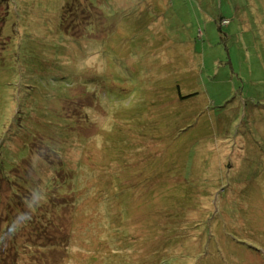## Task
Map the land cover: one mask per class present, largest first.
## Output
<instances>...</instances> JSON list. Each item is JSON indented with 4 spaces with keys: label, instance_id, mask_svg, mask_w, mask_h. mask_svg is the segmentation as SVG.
Here are the masks:
<instances>
[{
    "label": "rangeland",
    "instance_id": "1",
    "mask_svg": "<svg viewBox=\"0 0 264 264\" xmlns=\"http://www.w3.org/2000/svg\"><path fill=\"white\" fill-rule=\"evenodd\" d=\"M0 3V177L49 195L44 264H264V0Z\"/></svg>",
    "mask_w": 264,
    "mask_h": 264
},
{
    "label": "trees",
    "instance_id": "2",
    "mask_svg": "<svg viewBox=\"0 0 264 264\" xmlns=\"http://www.w3.org/2000/svg\"><path fill=\"white\" fill-rule=\"evenodd\" d=\"M4 12L6 13L7 11L5 10ZM4 16L5 14L3 13V15L0 17V43L2 41H5V39L2 38V31L4 28V25L2 26V23L5 22ZM83 18L84 17L81 18V15H80V18L78 17V23L81 20H83ZM181 98H185V97L181 96ZM6 124H7L6 121L0 122V133L2 132L3 127ZM27 130L31 133L29 129ZM9 184H10L9 180H7L6 178L0 177V195L4 196V194H1V193L5 192L8 189L10 199L16 198L17 200V207L11 206V208H15L18 212L24 209L27 212V217L25 218H27L26 219L27 221L30 220V223H27L24 226V228H22L19 223H14L12 224V226L9 225V227L5 229L0 228V264H18L19 263L16 252L18 253L19 251L18 245L20 244V238L21 236H25V234H29L30 236L29 238H27L29 248L33 247V250L40 253V255L42 253L41 258L35 259V261L38 262L39 264H44L45 261L43 260V258L44 257L46 258L47 255H49L53 250L57 249L60 246V241L59 239H56V238L57 237L61 238L63 234L61 232L60 236H58L59 232L55 233L50 230L53 225L55 226V228H59L58 227L59 224H57L58 219L55 216L51 217L50 215L51 212L49 211L51 210V208H48L46 206V204L49 203L50 201L49 195L46 194V197L42 198L40 194L41 196V199H40L41 203L39 204V206L41 207L40 211H45V212H43V214H40L42 217L39 218L36 214H34L36 212V208H35L36 206L34 204H31L29 200L26 202V206H25L23 204V202L25 201L23 200L24 198L21 199L19 197L20 194L17 193L15 189L9 188L10 187ZM67 194L68 193H66L63 196L66 198ZM61 200L62 199L57 197L56 203ZM18 222H20V220ZM56 234L58 235L54 237V235ZM15 247H17L16 251H15Z\"/></svg>",
    "mask_w": 264,
    "mask_h": 264
}]
</instances>
